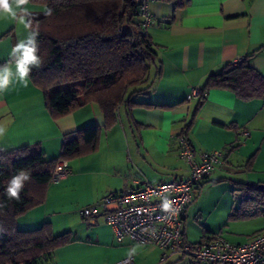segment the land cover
<instances>
[{"label":"crops","instance_id":"crops-1","mask_svg":"<svg viewBox=\"0 0 264 264\" xmlns=\"http://www.w3.org/2000/svg\"><path fill=\"white\" fill-rule=\"evenodd\" d=\"M26 7L32 17L45 14L43 5L30 2ZM148 11L154 23L146 32L157 45L160 73L150 88L133 96L137 104H122L108 116L97 102L89 101L53 117L41 89L30 78L26 87L13 83L0 95L4 150L29 146L33 152L38 146L49 160L59 156L65 134L91 125L98 128L94 149L68 159L71 174L49 181L43 202L16 218L20 230L49 223L52 235L68 233L69 240L42 256V264H113L133 248V264H183L185 258L188 264L180 254L162 259L159 248L128 237L119 242L103 213L90 219L80 210L109 194L138 187L143 179L185 178L188 165L178 155L177 138L189 122L187 136L196 156L223 151L220 162L194 191L204 183L229 182L233 190L236 182L264 185V100L241 99L222 88H209L201 101L199 96L188 98L210 73L239 59H247L264 75V0H150ZM7 21L0 20V59L5 63L15 44L27 35L24 28L19 32L16 22ZM152 72L153 68L144 85ZM71 84L59 88H73ZM242 129L249 135L238 136ZM190 206L182 212L188 241L221 235L240 244L264 229V206L250 208L245 203L231 216L250 222L261 216L250 230L192 238L187 228Z\"/></svg>","mask_w":264,"mask_h":264},{"label":"trees","instance_id":"trees-1","mask_svg":"<svg viewBox=\"0 0 264 264\" xmlns=\"http://www.w3.org/2000/svg\"><path fill=\"white\" fill-rule=\"evenodd\" d=\"M30 2L45 7L43 16H31L33 28L39 31V54L44 63L32 70L30 79L41 89L53 117L89 101L97 102L106 115L113 116L118 106L137 104L133 96L150 88L159 76L157 45L141 25L140 0ZM49 8L51 15L47 14ZM4 63L0 59V65ZM151 68L149 84L144 85ZM72 82L73 88H59ZM209 88L228 89L245 100H264V75L244 58L210 73L199 88L200 101ZM189 125L180 133L187 139ZM97 136L95 125L67 133L59 156L49 160L38 146L33 152L29 146L9 150L0 147V264H42V256L69 240L68 233L52 235L49 223L20 230L16 218L43 202L56 162L94 149ZM21 169L29 170L31 179L18 200L10 199L7 182ZM235 184L241 193L240 204L264 206V185Z\"/></svg>","mask_w":264,"mask_h":264},{"label":"built area","instance_id":"built-area-1","mask_svg":"<svg viewBox=\"0 0 264 264\" xmlns=\"http://www.w3.org/2000/svg\"><path fill=\"white\" fill-rule=\"evenodd\" d=\"M149 1L140 0L139 4L144 28L154 23L148 11ZM199 92V88H193L188 98L198 96ZM237 135L246 137L249 131L238 130ZM177 141L178 155L188 165L185 178L160 182L143 179L138 187L109 194L83 207L80 210L82 217L91 219L103 213L117 241L128 237L139 245L155 246L162 251V259L180 254L188 258V264H264V229L240 244H234L221 235L198 241L185 238L182 212L191 204L195 186L220 162L223 151H204L196 156L186 137L179 135ZM70 174L68 161L60 159L54 166L50 181H60ZM166 200L171 205L167 211L163 208ZM133 259V255H128L113 264H133Z\"/></svg>","mask_w":264,"mask_h":264},{"label":"clouds","instance_id":"clouds-1","mask_svg":"<svg viewBox=\"0 0 264 264\" xmlns=\"http://www.w3.org/2000/svg\"><path fill=\"white\" fill-rule=\"evenodd\" d=\"M30 0H0V20L10 19L23 26L27 35L19 40L11 51V59L0 65V95H2L13 83H21L25 87L29 83L32 70L39 69L44 63V58L39 54L37 41L38 29L33 28L31 13L26 7ZM52 9L47 10L51 15ZM6 128L0 125V137L5 135ZM31 179L29 170L21 169L7 182L6 194L10 199H19L20 193L26 182ZM171 207L165 201L163 208L167 211ZM135 248L129 255L134 254Z\"/></svg>","mask_w":264,"mask_h":264},{"label":"rangeland","instance_id":"rangeland-1","mask_svg":"<svg viewBox=\"0 0 264 264\" xmlns=\"http://www.w3.org/2000/svg\"><path fill=\"white\" fill-rule=\"evenodd\" d=\"M8 22L4 20L3 24ZM12 24H15V21H12ZM18 28L21 33L23 26L18 25ZM74 84L72 82L71 86ZM233 187V184L229 182L204 183L194 191V199L187 213V228L190 237L196 238L199 234L205 236L227 234L228 231L246 232L262 220L261 216L251 222L231 216L235 214L241 200L239 191L233 190ZM185 262L186 258L183 264Z\"/></svg>","mask_w":264,"mask_h":264}]
</instances>
